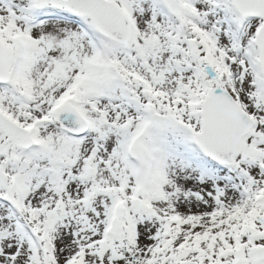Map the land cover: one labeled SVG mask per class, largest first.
Here are the masks:
<instances>
[{"label": "snow or ice", "instance_id": "obj_1", "mask_svg": "<svg viewBox=\"0 0 264 264\" xmlns=\"http://www.w3.org/2000/svg\"><path fill=\"white\" fill-rule=\"evenodd\" d=\"M0 264H264V0H0Z\"/></svg>", "mask_w": 264, "mask_h": 264}]
</instances>
